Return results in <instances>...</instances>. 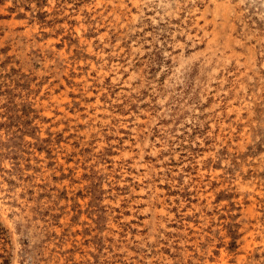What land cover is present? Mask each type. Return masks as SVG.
Segmentation results:
<instances>
[{"label":"rangeland","instance_id":"rangeland-1","mask_svg":"<svg viewBox=\"0 0 264 264\" xmlns=\"http://www.w3.org/2000/svg\"><path fill=\"white\" fill-rule=\"evenodd\" d=\"M206 263L264 264V0H0V264Z\"/></svg>","mask_w":264,"mask_h":264},{"label":"bare ground","instance_id":"bare-ground-1","mask_svg":"<svg viewBox=\"0 0 264 264\" xmlns=\"http://www.w3.org/2000/svg\"><path fill=\"white\" fill-rule=\"evenodd\" d=\"M92 49V48H91ZM2 203V202H1ZM7 207V206H6ZM207 264V263H206Z\"/></svg>","mask_w":264,"mask_h":264}]
</instances>
